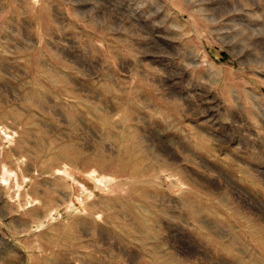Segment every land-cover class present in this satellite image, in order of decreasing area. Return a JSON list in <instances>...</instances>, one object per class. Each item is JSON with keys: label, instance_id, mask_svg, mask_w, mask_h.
<instances>
[{"label": "rangeland", "instance_id": "374dc122", "mask_svg": "<svg viewBox=\"0 0 264 264\" xmlns=\"http://www.w3.org/2000/svg\"><path fill=\"white\" fill-rule=\"evenodd\" d=\"M55 175L0 264H264V0H0V207Z\"/></svg>", "mask_w": 264, "mask_h": 264}, {"label": "crops", "instance_id": "0c3cea01", "mask_svg": "<svg viewBox=\"0 0 264 264\" xmlns=\"http://www.w3.org/2000/svg\"><path fill=\"white\" fill-rule=\"evenodd\" d=\"M14 191L20 193L23 183L22 173L14 171ZM67 179L63 175H55L53 179L44 180L41 178L31 179L26 190V201H31V205L24 208L18 207L16 199H11L0 207V243L8 242L12 249H16L21 255H28L33 250H38L40 240L43 239L41 230L32 233L31 236L23 235L24 227L32 230L34 227L43 225L51 212H65L66 200L70 198L65 191ZM48 187V188H45ZM22 202V199L19 201ZM7 215L8 221H4L3 216ZM44 240V239H43ZM2 246V245H1Z\"/></svg>", "mask_w": 264, "mask_h": 264}]
</instances>
